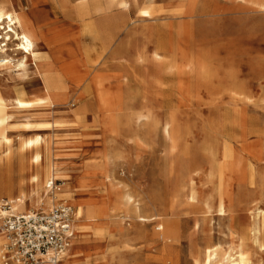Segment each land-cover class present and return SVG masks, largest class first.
Returning a JSON list of instances; mask_svg holds the SVG:
<instances>
[{"label": "rangeland", "instance_id": "rangeland-1", "mask_svg": "<svg viewBox=\"0 0 264 264\" xmlns=\"http://www.w3.org/2000/svg\"><path fill=\"white\" fill-rule=\"evenodd\" d=\"M124 1L121 8L109 0H91L86 16L79 15L78 0H13L14 9H7L18 15L26 12L22 4L32 9L26 13L42 37L36 52L52 63L63 88L46 103L40 79L20 81L0 69L5 100L46 103L8 110L7 141L0 140V203L13 212L61 203L73 207L75 238L58 264H193L192 257L210 246L234 254L238 242L231 243L235 237L227 216L214 208L197 229L189 208L175 204L173 197L183 172L197 168V205L214 195L208 147L219 154L226 143L239 149L232 136L240 140L247 130L259 149L264 11L240 0ZM146 8L152 17L143 19L139 11ZM103 43L106 68L94 81L99 70L88 72L86 51ZM138 111H149L160 122L174 120L188 142L173 150L161 132L148 134L145 126H127L126 121L110 131L111 117ZM36 154L40 159L33 163ZM43 168L53 170L52 184L44 189L32 182ZM252 174L255 184L260 177L264 182V164ZM10 181L22 185L8 191ZM124 193L139 204L138 213L121 204ZM15 198L22 203H12ZM257 202V212H264V193ZM238 215L240 231L252 215Z\"/></svg>", "mask_w": 264, "mask_h": 264}, {"label": "bare ground", "instance_id": "bare-ground-1", "mask_svg": "<svg viewBox=\"0 0 264 264\" xmlns=\"http://www.w3.org/2000/svg\"><path fill=\"white\" fill-rule=\"evenodd\" d=\"M111 4L117 3L121 8L126 7L124 0H109ZM248 5L254 6L260 11H264V0H240ZM91 0H78L77 10L79 15L86 16L89 14V5ZM35 3H32L34 5ZM7 9H14L13 0H0V69H7L14 73L20 81H29L40 79L43 84V91L46 94L44 100L53 102L57 94L60 93L62 84L59 82V76L54 71V66L48 59L38 56L36 48L39 45V40L42 39L32 28L29 15L26 12H31L29 6L22 4V14L18 15L15 12H9ZM33 14L35 21L38 20L37 15ZM141 18H151L152 12L149 8L139 11ZM107 51L105 43L101 44L99 49L90 48L86 51V67L89 71H93L96 67L99 71L94 75L93 80L99 79L102 71L106 68L104 62V54ZM153 57L160 58L154 52ZM32 60L33 70L30 68L29 60ZM178 68H181L178 66ZM25 83V82H24ZM44 100L39 102L25 101L22 97H17L13 102H8L0 93V140H5V131L11 115L8 110H27L35 105L46 104ZM123 118V119H122ZM122 121H126L127 126L143 125L146 127L148 134H156L161 132L164 138L171 144V148L178 149L182 143L188 142V136H185L176 123L172 119L164 122L155 120L152 113L147 111L128 112L123 117H111L109 121V129L112 133L116 132ZM191 140L193 136L188 134ZM251 132L247 130L241 131L240 140L236 136H232L235 145L240 142L239 149H236L231 143H226L222 154L218 150H213L208 147L206 159L209 165L208 183L211 184L214 195L210 194L204 201L203 206L197 205L198 192L196 188V176L199 173V168L186 170L180 177V185L174 194V203L183 205L189 208L190 213L194 215L193 221L195 228L199 229V223H204L209 219L212 210L215 208L220 216H227L230 226V234L235 237L231 243L234 245L232 253H223L221 249L210 246L203 251L197 252L193 258V264H264V212L258 211L257 200L262 199L264 193L263 178L255 184L252 170L255 167L264 164V137L256 135L259 149L254 148V145L249 141ZM39 140H35L32 144L37 145ZM218 154L220 157H218ZM39 156L36 154L32 161L39 162ZM229 173L233 178H228ZM40 179V180H39ZM40 181V182H39ZM53 181V170L51 168H43L41 176H33L32 182L38 184L42 189L50 186ZM233 181L236 182L235 189L232 186ZM214 182L216 187H214ZM22 181L7 182L6 188L11 191L15 187H20ZM255 187V188H254ZM254 188V189H253ZM251 190V192H247ZM256 190V191H255ZM234 191V192H233ZM259 191L261 194L255 196ZM254 192V193H252ZM121 204L125 207H130L134 213L140 211L139 204L127 193H124L120 198ZM22 203L21 198L13 199L12 203ZM215 203V206H214ZM44 209L37 207L35 209ZM245 211L252 215V220L249 226L238 231L236 225L240 218L238 213ZM78 213H81L79 209ZM86 213L89 218H92V209H87ZM199 216H195V214ZM191 215V214H190ZM141 221H149L147 217H138ZM153 220V219H152ZM81 228H87L83 224ZM176 229V228H175ZM4 237L0 234V248L4 244ZM201 255V256H200ZM235 255V257H233Z\"/></svg>", "mask_w": 264, "mask_h": 264}, {"label": "built area", "instance_id": "built-area-1", "mask_svg": "<svg viewBox=\"0 0 264 264\" xmlns=\"http://www.w3.org/2000/svg\"><path fill=\"white\" fill-rule=\"evenodd\" d=\"M74 209L61 203L49 209L13 212L0 203L1 264H58L75 238Z\"/></svg>", "mask_w": 264, "mask_h": 264}]
</instances>
